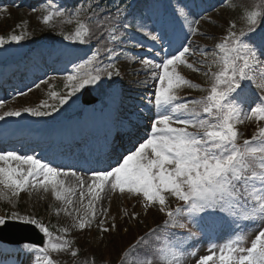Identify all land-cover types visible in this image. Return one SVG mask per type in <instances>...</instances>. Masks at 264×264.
Segmentation results:
<instances>
[{"label": "snow or ice", "instance_id": "obj_1", "mask_svg": "<svg viewBox=\"0 0 264 264\" xmlns=\"http://www.w3.org/2000/svg\"><path fill=\"white\" fill-rule=\"evenodd\" d=\"M227 3L220 0L207 4L199 13L187 4H178L173 13L179 31L170 35L164 23L157 26L149 23L150 18L134 17L133 23L127 3L112 7L101 0H78L72 6H61L46 0L48 11L42 17L43 24L60 37L67 54L74 56L69 61L70 70L65 69L68 91L59 96L51 92L55 104L3 111L0 129L19 123L25 116L38 120L54 117L69 101L75 103L89 90H101L115 102L127 46L145 48L132 38L134 33L151 41L146 54L134 62L151 73L153 91L148 90L147 80L136 82L142 87L137 97L138 111L149 113L147 131L145 138L114 166L81 173L72 166L43 161L35 152L20 154L0 148V185L6 190L0 192V199H8V192L17 196L28 186L45 191L50 186L56 199L73 206L71 197L76 187H65L69 177L77 181L79 201L88 199L83 214L77 209L71 227L62 228L59 235L31 215L15 211L0 215V231L15 222L38 233L37 241H25L19 248L33 258L32 264H62L54 253L70 256L72 264H97L95 253L92 259H78L80 250L68 238L71 231L90 230L95 224L103 242L106 235L118 231V219L139 221L150 210L162 214V223L124 249L120 264H129L131 251L136 253L132 264H185L186 257L194 258L195 264H264V3L227 20L212 48H193L190 39L203 35L197 27L200 21ZM6 10V6H0V11ZM64 20L74 22L75 29L57 31L56 21ZM27 38L24 32L7 39L0 36V48L19 45ZM76 49L83 50V56L75 55ZM196 53L203 57L196 62L200 67L188 63L187 58ZM182 65L205 77L208 86L200 89L204 93L201 97L188 100L177 95L182 86L200 87L178 72ZM31 90L13 92L12 98ZM5 103L0 100V108ZM246 120L256 123L257 132L241 143L237 125ZM106 188L136 199L140 210L129 213L124 209L122 217H112L106 226L108 210L101 207L97 215V203L105 198L101 193ZM246 221H259L252 238L237 235L221 244L210 242L209 254L197 255L191 242L205 234L206 225L222 222L240 228ZM102 264L109 262L102 260Z\"/></svg>", "mask_w": 264, "mask_h": 264}, {"label": "rangeland", "instance_id": "obj_2", "mask_svg": "<svg viewBox=\"0 0 264 264\" xmlns=\"http://www.w3.org/2000/svg\"><path fill=\"white\" fill-rule=\"evenodd\" d=\"M40 1V0H38ZM71 2L70 0H67ZM19 1L16 0H0V6H6V11H0V36H3L7 39V37L11 34H19L20 32H24L27 35V39L23 41L22 43L24 45H28L33 47L35 43H37V49L40 46H45L46 50L44 53L46 54H54L53 57V64L54 66H58L54 71L51 72V65L50 68L47 66V63L41 59L40 62V69L43 70L41 72V76L38 77L37 82L32 83V77L34 76L33 73L34 70V63H32L33 66L29 67L28 69H24L26 72V84L21 83V81H18V76H13V81L17 84H20V88L24 89V87H27L28 85H31V91L27 92L24 96H17L15 98H12V93L19 91L15 86L10 87L8 95L2 93L0 95V100L5 101V105L3 108H0V113L6 110H22L24 107H39L41 103L46 104H55L57 101L55 98H53L50 93L56 92L57 95H64L67 93L68 89L65 87L66 76L68 74L65 69L70 70V60H74V56L68 55V50H66L63 45L55 46L57 42L59 41V36H53L54 39L49 40L47 39L44 41V39L47 38V34L50 32L49 26H46L43 24L42 17L43 15L47 14V9L44 7L45 4L35 7L37 4V0H35L34 3H30V0H27L25 3H21L20 5H17ZM261 3H264V0H231L223 8H220L219 11H210L205 19L200 21V24L197 26L199 31L203 33V35H194L190 39L192 41V47L198 48V47H206V48H212L216 42H218L219 37L222 34L223 29L226 27L225 22L229 19H232L233 17H237L238 13H242L246 10H251L253 8H256ZM72 4V2H71ZM178 4H187L188 7L195 13H199L202 11V9L197 4L193 2V0H190L187 2V0H163L162 4L157 3L156 6H158V9H162L165 5H168V9L172 13V17H166L161 18L158 15L154 17V19H149V23L155 22L156 25L158 22H165L167 19H171L174 21L175 27H172L171 29L166 28V30L171 34L172 31H179V24L174 19V13L173 8L177 6ZM207 5V4H206ZM205 5V6H206ZM155 6V5H154ZM35 8L36 11L33 12L32 9ZM155 16V15H154ZM135 18H140L137 14L134 16ZM134 17L130 16L129 19L134 21ZM144 17L149 18L148 15H145ZM69 26L72 30L75 29V23H64ZM19 26V27H17ZM59 21H56V28L57 31H60L59 28ZM52 33V32H51ZM140 34L134 35L133 39L136 41L141 42L145 45V48L143 49H137L135 52H133L131 55L134 58L142 57L146 54V48L151 44V42H146L145 40L141 39L139 36ZM196 39H200L199 42H195ZM148 40V39H147ZM22 43L20 45H22ZM7 46H19L17 44H7L3 47ZM127 50L132 51V47H127ZM40 51V50H39ZM42 53V50L40 51ZM36 53H33L32 56H34ZM84 52L83 50H75V55L83 56ZM196 57V58H193ZM193 57H188V61H192V64H195L196 67H200L198 63H196L198 60L203 59V57L196 53L193 55ZM136 58V59H137ZM131 56H127V53L125 54V57L122 58L124 62H126L123 65V78L124 81L121 83V88L119 95L115 102H113L108 96H106L103 103H94L89 106H82L80 103V99L77 100L75 103L72 101H69V104L64 105L58 115H54V117H47V118H41V119H35L30 118L28 116H25L23 120L24 123L22 124V128L29 127L34 125L38 130L41 128H45L44 126L46 124H49L56 118L59 120L61 119H71L70 121L74 128L78 127V120L74 119L73 116L82 112V122L80 124L83 125V121L91 120L96 121L102 118H105L107 114L110 115V112L114 111H121V107H124V111L121 115L115 117V123L119 127H123V124L128 126L131 124L132 126H137L139 122H144V126L138 127L136 137H141V140L145 138V134L147 131V126L149 121L146 117H143V114H140L137 108L138 104V94L140 91H142V87L137 85V81H145L147 80L149 84V91H153L152 84L153 81L151 79V73H146L145 71L141 70V65L138 62H134ZM40 60H36L35 62H38ZM159 61V60H157ZM191 63V62H188ZM61 66V67H60ZM1 69V67H0ZM8 69V68H7ZM154 71H158L153 69ZM178 72L185 77V79L189 80L192 84H198L199 77L193 71L192 69L187 68L186 66L182 65L180 68L177 69ZM40 73V72H39ZM199 73V72H198ZM140 76V77H138ZM204 81H206L205 77L203 76ZM40 81H44L43 83H40ZM8 82L7 80L4 81L3 78L0 76V84ZM39 83V87H35L36 84ZM132 86V88H130ZM208 85H206L207 87ZM188 86H182L180 89L177 90V95L180 97H183L184 94L187 92ZM204 95L203 92H193L191 93V97L194 99H197ZM9 96L10 99H9ZM101 101V102H102ZM122 102L125 103L124 106H122ZM94 110V111H93ZM146 115V114H145ZM70 116V117H69ZM140 116V117H139ZM52 119V120H51ZM30 121V122H29ZM50 121V122H49ZM58 120H55L54 122H57ZM20 122V121H19ZM29 122L28 124H26ZM49 122V123H48ZM52 122V123H54ZM253 121H245L242 124L237 125L240 132H243L244 128L247 126V124H251ZM44 125H41V124ZM21 124V123H19ZM122 124V125H121ZM72 125V126H73ZM89 125V124H88ZM87 125V126H88ZM121 125V126H120ZM63 125H60V128H62ZM49 128L55 129L57 126H48ZM3 129V128H2ZM2 129H0V141L5 138L1 134ZM248 132L252 133V136L257 132V127L255 125H251L248 128ZM97 136H91L90 141H94L95 144L102 145L104 142L107 141V129H101L99 127L94 128ZM48 131V130H46ZM105 133V134H104ZM133 135V134H132ZM130 135V136H132ZM134 138V135H133ZM243 140V137L240 138V141ZM245 139V138H244ZM129 139H127L128 141ZM89 141V143H90ZM58 140H54L51 147L48 148L47 151L42 153V156H39L41 159H47L48 151L54 147L56 144H58ZM88 143V144H89ZM132 141L129 142L131 145ZM87 145V144H86ZM85 145V146H86ZM103 146H106L103 145ZM136 146V145H135ZM134 146V147H135ZM15 149H17V152L20 154H25L24 150L20 149L19 146H16ZM20 149V150H19ZM119 151H121L120 148H118ZM55 154V156L49 157L47 161H51L55 164V158L61 157L66 152L70 151V148L67 149V147L63 146L60 148ZM127 150V149H126ZM133 150V148H131ZM130 150V151H131ZM81 150H79L80 152ZM84 152H80L78 154L79 156ZM15 163V162H13ZM100 164L102 166H107L108 164H111L109 160L100 161ZM98 166V165H97ZM74 182V183H73ZM65 187H76V194L72 195V199L74 201L73 206H68L65 204L63 200L56 199L55 194L51 191V187L49 186L48 190L45 191L43 188L37 187H26V190L23 192H20L17 196H12L10 192H8V199H0V215H4L6 213L10 212H18L21 215H31L36 219H39L42 221L46 226L49 227L50 231L53 232L54 235H59L60 230L64 227H71V224L73 223V218L78 214L77 209H79V214H83V211L85 210L88 199H86L83 202L79 201V188L77 186V181H72L67 179L65 183ZM6 191L2 185H0V192ZM102 197H105L102 201L97 203V215L99 216V210L100 208H104L108 210V215L105 217L106 220V226L112 222V217H122V211L124 209H127L129 213L133 211H139V204L136 199L129 198L127 195H120L117 193H111L106 188L105 192L102 194ZM9 199L12 201L9 202ZM135 205V207H133ZM67 209V211L65 210ZM68 211L72 212V216L68 215ZM153 216V217H152ZM154 217H157V221L153 222ZM160 215L157 213L156 210H150L147 212L146 215H142L140 217L139 221L129 220L127 218H120L116 221L118 225V231H114L109 235H106L103 240V242L100 241L98 236V229L95 224H93L92 228L90 230L86 229L84 231H79L77 229H73L71 233L69 234V239H75L74 244H78L79 247H82L84 245V242H87L88 248H91V250L84 251V256H90L89 253L93 252L98 257L97 264H102L103 261H108L109 264H114L115 262H118L120 253L128 248L129 244L136 239V237L142 233H145L148 231L149 228L155 227L157 224L162 223L160 219H158ZM220 225V226H219ZM215 226L217 228H215ZM259 226V221L252 222V221H246L242 223V226L240 228H237L235 225H229L224 224L222 222H217L214 225H206V232L204 235H201L197 240H193L191 244L194 246L196 250H198L197 255H205L209 254L207 252V248L210 242H214L217 244L224 243L229 238H234L237 235L245 236L246 239H250L254 236L255 231L257 227ZM193 231H196V229H193ZM85 239V241H84ZM125 239H129V243L122 244V249L118 253L119 243L123 242ZM133 244V243H132ZM116 245V247H114ZM128 245V246H127ZM127 246V247H126ZM126 247V248H125ZM20 246L17 247H11V246H4L0 245V264H32V259L30 258V255L19 251ZM85 250V249H83ZM112 254L113 256L111 257ZM54 257L58 258L62 264H72V258L70 256H65L63 254L57 256V254H53ZM135 259V252L131 251L130 256L128 257L129 264H132V261ZM185 264H195V259L192 257H186L185 258Z\"/></svg>", "mask_w": 264, "mask_h": 264}, {"label": "bare ground", "instance_id": "obj_3", "mask_svg": "<svg viewBox=\"0 0 264 264\" xmlns=\"http://www.w3.org/2000/svg\"><path fill=\"white\" fill-rule=\"evenodd\" d=\"M99 121H101V119H99V120H96V121H91V120H86L84 123L86 124V125H88L89 127L90 126H92V125H98V124H100V123H103V121L102 122H99ZM35 125V124H34ZM34 125H32L31 126V129H32V131L35 133V134H40L41 136H43V137H52V133L54 132V131H58V132H60V133H62L63 135L64 134H68V135H72V136H74V132H77V131H74L73 129H74V126H72V124L69 122V123H67V124H64L63 126H62V128H60V122L59 121H57V122H54V123H49L48 125H46V126H44L45 128H41L40 130H38ZM48 126H57L55 129H52V128H49ZM46 130H48V131H46ZM79 131H83L82 129H79ZM133 131H131L130 133H129V138L130 139H133ZM130 135H132V136H130ZM88 140V137H86L85 138V140L84 141H87ZM125 142V141H124ZM16 143V140H13V141H11L10 143H8L7 145L8 146H13V144H15ZM124 146H127V142L126 143H124ZM28 152H31V151H28ZM78 156V161H81L82 159H83V157H88L89 158V161L91 162V164H89V166H84L83 164H81V166L83 167V168H81V167H76V166H73V165H70V164H62L61 163V165H63V166H72V167H74V168H76L79 172H83V171H85V170H87V169H97V168H107V167H109L110 165H115V164H108V166H102L101 164H100V161H102V160H105V161H107V160H109V156H114V153L113 152H110L108 155H106V156H102V157H98V156H96L95 154H93V153H91V152H89V151H86V150H84V152L79 156V155H77ZM99 158V159H98ZM97 160V161H96ZM98 165V166H97ZM85 168H87V169H85ZM69 180H72V181H75L76 182V180H75V178L74 177H69L68 178ZM74 183V182H73ZM103 194V193H102Z\"/></svg>", "mask_w": 264, "mask_h": 264}, {"label": "water", "instance_id": "obj_4", "mask_svg": "<svg viewBox=\"0 0 264 264\" xmlns=\"http://www.w3.org/2000/svg\"><path fill=\"white\" fill-rule=\"evenodd\" d=\"M13 49H4L0 51V55L9 52H15ZM21 54L14 55V59L18 58ZM105 96L101 90H89L82 95V103L89 105L101 100ZM38 233L32 229H26L17 226L15 223H9L8 228L0 231V241L8 244H22L25 241H37Z\"/></svg>", "mask_w": 264, "mask_h": 264}, {"label": "trees", "instance_id": "obj_5", "mask_svg": "<svg viewBox=\"0 0 264 264\" xmlns=\"http://www.w3.org/2000/svg\"><path fill=\"white\" fill-rule=\"evenodd\" d=\"M206 1H210V0H206ZM72 2H74V4H75L78 2V0H72ZM121 2L127 3L129 8L132 7L134 9V11L136 13H139V14L145 13L144 10L146 9V7L150 6L152 3L151 0H101L102 4L112 6V7H114L116 4H119ZM65 5L66 6L69 5L68 2H65ZM158 219H160V218H158ZM155 221H157V217H154L153 222H155ZM109 236H111V235H109ZM84 241H85V239H84ZM129 242H130L129 239H125L123 242L119 243V247L115 250L116 251L118 250V253H119L120 250L122 249L121 245L127 244ZM114 247H116V245ZM81 248H82V250L88 248L86 242H84V245H82ZM88 250H91V248H88ZM82 254H84V252L82 253V251H81V255ZM91 255L93 256V252H91ZM110 255H111V257L113 256L112 254H110ZM80 257H79V259L81 261H83V260L87 259L88 256L86 255V257H83V255H82V257L81 258ZM95 258H96V260H98L97 259L98 257L96 255H95ZM135 258H136V253H135Z\"/></svg>", "mask_w": 264, "mask_h": 264}]
</instances>
